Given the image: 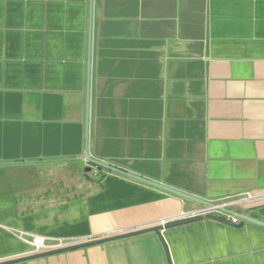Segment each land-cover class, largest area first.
Here are the masks:
<instances>
[{
	"label": "crops",
	"instance_id": "1",
	"mask_svg": "<svg viewBox=\"0 0 264 264\" xmlns=\"http://www.w3.org/2000/svg\"><path fill=\"white\" fill-rule=\"evenodd\" d=\"M86 158L210 203L264 195V0H0V264L201 208L106 170L52 195L48 169ZM231 211L264 223V198ZM218 219L12 264H264V228Z\"/></svg>",
	"mask_w": 264,
	"mask_h": 264
},
{
	"label": "water",
	"instance_id": "2",
	"mask_svg": "<svg viewBox=\"0 0 264 264\" xmlns=\"http://www.w3.org/2000/svg\"><path fill=\"white\" fill-rule=\"evenodd\" d=\"M86 135H87V128H86ZM86 157H87V154H86ZM86 161L89 164H91V165H93V166H95L97 168H101L103 170H106V171H109V172H112V173H116L118 175L124 176V177L132 179L134 181H137V182L143 183L145 185L154 187L156 189L162 190V191H164L166 193H169L171 195H174V196L179 197L181 199H184L186 201L195 203L197 205L206 206V207H214V205L212 203H210V202L202 201V200L194 198V197H192L190 195H187V194L181 193L179 191H176V190L167 188L165 186L159 185L157 183L148 181L147 179L132 175V174L127 173V172H125L123 170H120V169H118L116 167H112L110 165H107L105 163L96 161L94 159L86 158ZM219 211L223 212V213H226V214H229V215H232V216H235L239 220H241L242 223L239 225V227L243 225V222H248V223H251V224H254V225H257L259 227L264 228V223L259 222L257 220H254L252 218H249L246 215H242V214H239V213H236V212H233L231 210L224 209V208H219ZM205 219L214 220V221H218V222L222 223V220H220V219H218V218H216L214 216L207 215V216H204V217H197V218H193V219H187V220L177 221V222H174V223H169V224H166L164 227L159 226V227H155L153 229L146 230V231L135 232V233H131V234H127V235L111 238V239H108V240H103V241H99V242H93V243H89V244H84V245H81V246L64 248V249H60V250H56V251H52V252H48V253L38 254V255H35V256L29 257V258H26V259L15 260V261L6 262V263H2V264H12V263H17V262H20V261H23V260L35 259V258H39V257L49 256V255H53V254H56V253H61V252H64V251L77 249V248H80V247H85V246L94 245V244H98V243H104V242H107V241H113V240H117V239H124V238L132 237V236H135V235H139V234H142V233H146V232H149V231H153V232L159 233L160 230H162V229L175 228V227H179V226H182V225L199 222V221H202V220H205Z\"/></svg>",
	"mask_w": 264,
	"mask_h": 264
},
{
	"label": "built area",
	"instance_id": "3",
	"mask_svg": "<svg viewBox=\"0 0 264 264\" xmlns=\"http://www.w3.org/2000/svg\"><path fill=\"white\" fill-rule=\"evenodd\" d=\"M263 198H264V195H254L251 193H246L234 199H226L222 202L212 203L214 207L201 206V208L197 210L180 212L177 215H174L172 217L162 220L159 223L160 224L159 226L164 227L166 224H169V223H174L177 221H182V220H187V219H193L197 217H204L207 215H211L216 218L223 217L226 220H228L231 223V225L237 226L240 220L235 216L220 212L219 208L231 210V208L233 207L244 206L248 203L259 201ZM24 241H26L32 247L33 254H39L45 251L59 250V249L65 248L67 245L66 243L62 241L50 240V239L41 238V237H32L30 240L24 239Z\"/></svg>",
	"mask_w": 264,
	"mask_h": 264
},
{
	"label": "rangeland",
	"instance_id": "4",
	"mask_svg": "<svg viewBox=\"0 0 264 264\" xmlns=\"http://www.w3.org/2000/svg\"><path fill=\"white\" fill-rule=\"evenodd\" d=\"M86 168V172L80 164L63 166L62 168H58L57 166L49 168L48 173H52V175L49 178L48 188L54 192L52 195L59 196L60 192L58 191L61 189L62 195L65 198L84 194L89 186L87 182L98 180L97 167L88 164Z\"/></svg>",
	"mask_w": 264,
	"mask_h": 264
},
{
	"label": "trees",
	"instance_id": "5",
	"mask_svg": "<svg viewBox=\"0 0 264 264\" xmlns=\"http://www.w3.org/2000/svg\"><path fill=\"white\" fill-rule=\"evenodd\" d=\"M98 170H100V171H105V170H103V169H101V168H97Z\"/></svg>",
	"mask_w": 264,
	"mask_h": 264
}]
</instances>
